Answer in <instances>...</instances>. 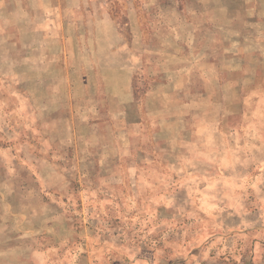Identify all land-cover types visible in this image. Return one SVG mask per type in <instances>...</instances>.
<instances>
[{
  "label": "rangeland",
  "instance_id": "obj_1",
  "mask_svg": "<svg viewBox=\"0 0 264 264\" xmlns=\"http://www.w3.org/2000/svg\"><path fill=\"white\" fill-rule=\"evenodd\" d=\"M31 1L0 0V264H264V0H100L149 64L123 106Z\"/></svg>",
  "mask_w": 264,
  "mask_h": 264
},
{
  "label": "crops",
  "instance_id": "obj_2",
  "mask_svg": "<svg viewBox=\"0 0 264 264\" xmlns=\"http://www.w3.org/2000/svg\"><path fill=\"white\" fill-rule=\"evenodd\" d=\"M31 2V7L23 8L22 17L17 23L34 27L35 35H37L34 38L36 51L41 53L42 43L44 47L61 43L68 57L81 52L83 58L94 59L87 71L83 69L82 85L76 88L82 90L86 88V81H89V77L85 80L84 74H94L98 77L99 89L102 86L107 99L117 98L120 106L129 105L131 75L144 73L147 77L149 64L146 61L143 65V56L139 55L140 65L136 61L137 66L135 67L133 57L135 56L136 59L138 53L132 52L130 48H123L122 34L117 19L108 12L106 4L100 0H32ZM62 26L73 27V38L69 37V29L65 31L66 37H64V30L58 29ZM77 26L81 27L80 37L77 35ZM59 32L62 37L58 36ZM43 33L44 36H42ZM46 33L49 34L48 37L45 36ZM78 41L81 42V46L77 43ZM74 42L77 45L73 46ZM43 52L45 53L42 50ZM48 56L56 58L55 54L48 53ZM69 86L71 85L66 84V88ZM91 87H93L92 84L88 83V89ZM90 96L95 97L96 95ZM85 98H89V95L88 97L85 95ZM4 216L9 218L8 213Z\"/></svg>",
  "mask_w": 264,
  "mask_h": 264
}]
</instances>
